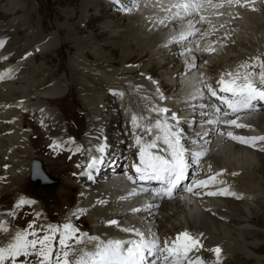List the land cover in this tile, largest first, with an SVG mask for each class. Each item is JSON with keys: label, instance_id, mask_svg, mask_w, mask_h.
<instances>
[{"label": "rangeland", "instance_id": "rangeland-1", "mask_svg": "<svg viewBox=\"0 0 264 264\" xmlns=\"http://www.w3.org/2000/svg\"><path fill=\"white\" fill-rule=\"evenodd\" d=\"M89 1L90 0H0V25L8 22L10 23L16 18L23 20L18 28L20 29L19 35L17 36L19 38L16 37L18 40L22 41V45L24 42L32 41L35 38L41 39L49 35H51L54 42L53 44L55 45V48L50 50L48 54H45L43 57L37 55L36 60L33 58L34 55L31 54L28 56L25 51L24 57L15 58L13 62L9 61L7 66L14 70L11 73L15 72V77L20 75L21 81L13 83L14 85L12 86L16 88V94H12L15 97L12 96L11 101L3 100L2 97H0V105L4 106H0L2 107L1 109L4 108L5 111L7 110L9 113H12L16 105L23 104L25 108L28 106L27 103L30 104L29 107H31L33 104L47 101L38 96L39 93L37 95L34 94V86H38L36 90L43 91L49 87V84H51L53 90V86L59 89V87L68 83V89L64 92V95H61V97L57 99L48 100L51 110H54L52 112L54 115L50 120H48L49 118H36L32 112H26V115L24 114L26 118L25 121L28 123L26 127L32 132L30 136L33 139L34 148H30L32 156L29 157L28 160L24 161L22 156L17 160L18 167H21L24 163V165L29 168L30 160L33 158L39 159L43 162L46 172L50 176L58 178L59 181H62V179L70 173L68 167L73 162L70 158L80 156L84 148H79V151L76 149L74 153L64 148L62 142L65 140V137L72 141V134L79 138L80 141H83L92 123L90 113L93 110L92 108L98 107L99 110L97 113L101 112L102 115H108V120L115 119L114 116H111L113 113L121 114L124 111L127 114L130 113L129 107L125 106V104L133 105L132 99H137L136 96H138L140 92V84L142 83V78L138 75H140L145 64L149 61H154L153 58H151L154 57V55H152L153 51L155 50L156 53H158L160 50L157 48V46L161 44V37L158 35L160 31L158 30H161L162 25H158L156 21L169 15V13L162 11L160 7L154 6V0L139 1L141 7L139 6L135 16L128 15V12L123 11L121 6L112 8V10L107 3L103 4V1L98 0L94 5L88 3ZM128 2L129 6H131L133 0H128ZM123 4L125 3H122V5ZM166 5L167 2H165V6ZM10 7L18 8L19 13L13 14L7 11L8 13L6 12L7 14H5L3 11ZM257 8L259 12L250 9L237 10V12L239 11V15L233 10L218 11L217 13H223V15H215L213 17L214 20L212 21L213 24H211V29L216 30H211L210 36L214 35V33H212L213 31L215 32L214 36L216 38L213 36V39L209 36L206 40V43L210 40L206 45L208 47L204 45L203 48L215 50L206 51L202 48L201 56L203 58L209 57L208 59H211L212 65L215 67L214 69L217 68V71L220 69L227 70L233 74L238 70H240L241 73L246 70L250 72L255 71L254 73L260 71V68L257 66L254 69H243L244 71L242 72V68L240 67L245 63L250 64L256 57L264 61V7L259 6ZM224 11L226 13H224ZM226 14L227 16H225ZM215 18L217 20H215ZM128 23H131L129 28L127 26ZM221 25H223V27H221ZM155 27H157V30ZM154 42L156 43L154 44ZM123 49L128 51V54L125 53L127 57L130 56L126 64H133L137 66V68L133 73L120 75L115 72V70H119L123 66L121 62L123 58L122 53H124ZM176 49L177 48L174 47L169 48L168 56H166V60L164 61L166 64L164 67H159L160 65L156 59L157 61L150 65L152 68L148 69V72L152 70L153 73L158 76L175 66L177 67L180 60L173 62ZM203 51L205 52L203 53ZM142 54L146 56L143 57ZM239 61H241V63ZM29 63L31 67L25 68L26 72L24 74H26V78L22 77L23 74L16 73V71L21 70L20 66H26ZM4 64H6L5 61L0 62V65ZM19 64L20 66L16 68ZM235 64L236 66L234 67L233 65ZM36 68H44L43 70L50 75L44 81L46 83H43V86L38 84L41 79L43 81V72H38L37 77L31 80L33 75L30 72ZM231 68L236 69L232 70ZM10 77H12V75H10ZM215 77V74L210 75L211 80H214ZM113 85L120 87V91L113 92L116 94L112 97L109 93H113L110 92L108 88ZM127 97L130 98L128 99ZM11 102L13 105L9 107ZM84 102H89V106L91 107H85ZM122 106L124 109H120ZM63 114H65V117L70 121H65ZM100 115L99 113V117H101ZM19 116L18 114L16 117L17 120L20 119ZM106 119L107 118L104 120ZM32 120L35 122H32ZM42 122L45 124H42ZM253 124L256 125L257 129L259 128L258 130L260 133L264 134V129L262 130V128H264V119L259 123L250 121L245 125ZM44 128L46 130H43ZM245 128L246 127L242 129L246 136ZM248 128L247 132L249 133V131L251 132L252 130L248 131ZM123 129L130 132L131 126H129L127 122H123L119 119L114 120V122L112 120L109 134L112 139H116L120 136V131ZM53 133L54 136L61 141L60 145L62 149H58L57 151H55V148L58 147L55 145H57L56 141L58 140L51 139ZM251 134L254 133L251 132ZM255 136L258 135L255 134ZM122 140L121 145L125 146L127 141L125 142V140ZM142 140L149 143L153 139L151 135L146 133ZM76 142L73 145H76ZM257 142H259L257 144H260L259 150H257V146L248 147H252L250 149L257 151L259 155L255 152L244 153L241 149L233 150L232 148H228L219 155L217 165L219 164L218 167L220 171H223L221 174L223 179H227L226 183H223V186L226 185L225 187L229 188V191L236 193V196H232V204L241 207L242 205L246 206L247 202L253 206L258 205V213L256 212L257 214L254 215V218L250 219V223L244 222L240 218H235L232 221L227 217L225 218L226 222H213L212 224L214 225L209 229L205 228L204 231L206 234H211L212 237H223L224 234L230 230L229 233H232L239 231L241 227L250 226L258 231L260 236H257L256 239H249L248 237L247 240L251 242L256 240V242H258L257 247L252 250L257 253V256L264 257V151L261 150V148H264V141ZM117 143H119L118 140L114 142V146H116ZM222 157H224V159ZM3 169L5 170L6 167ZM252 171L255 177L251 174ZM233 173H235V175H232ZM258 176L261 178L260 181L257 179ZM29 182L27 175L20 185V192L8 193L6 196L2 197L0 206L5 211H15L17 229L20 227L18 221L26 229L29 223L34 221V228L38 230L40 236H43L46 229L41 222L35 220L30 209L14 208V205L18 202L17 197L19 195L22 197L24 196L23 198L30 201L35 197L34 199L38 201L43 208L47 223L51 222L52 224H57V226H62V223H65L63 222L65 221L64 216L78 204L80 194L78 195L77 188L60 189L59 192H56V189H50L52 191L46 192V195L42 193V197H36L32 194H27ZM74 183L76 184L77 181L75 180ZM252 183H255V185ZM237 196L240 198H237ZM170 220L173 221L174 218ZM77 224L81 226L84 231L90 232L89 235H91L93 225L85 215H83V219L77 221ZM74 225L76 227V222ZM180 225L181 223H178L176 231L181 228ZM165 229L168 230L169 227L166 225ZM232 235L233 234H231V236ZM58 239L59 236L57 235L56 239L53 241L54 246H58ZM206 253H208V255L205 256L203 260L208 262V264H215L214 261L216 258L211 255L212 252L207 251L203 254L206 255ZM32 259L35 261V258ZM220 264H257V261L254 258L246 257L243 253L235 252L232 256H229V254L225 256L224 259L220 261ZM259 264H264V258L261 259Z\"/></svg>", "mask_w": 264, "mask_h": 264}, {"label": "bare ground", "instance_id": "bare-ground-1", "mask_svg": "<svg viewBox=\"0 0 264 264\" xmlns=\"http://www.w3.org/2000/svg\"><path fill=\"white\" fill-rule=\"evenodd\" d=\"M99 1H103V4L107 3L110 9L119 7L122 5V3H125L123 4V6L125 7L129 6L128 0H120V4L115 3L114 0H106V1L99 0ZM139 1H144V0H139ZM97 2L98 0L97 1L90 0L88 3L94 5V3ZM165 2H167V0H165ZM259 6L264 7V2H261V0H256L254 7L256 8L257 12H259L257 8ZM240 9H249V8L231 7L227 4H225L222 8L219 9H214L210 6H206L204 9L201 10L200 13L206 18L205 21L203 22L197 23V21H199V15H196L195 18L191 16L185 17L183 21L175 20L168 22L166 27L162 25L161 30H158L160 31L158 35L161 37V44L157 46V48H159L160 50L158 51V53H156L155 50H154L155 52L153 51L152 55H154V57L151 58H153L154 61L152 62L149 61L147 64H145L144 68H142L140 72V75H138L141 76L142 83L140 84V92L138 96H136L137 99H132L133 105L129 104L131 107L125 104V106L129 107L130 113L127 114L124 111L121 114H115V113L111 114V116H114L115 118L112 119L113 122L116 119H119L123 122H127L128 125L131 126V131L129 132L128 130L126 131V129H123L122 131H120L121 132L120 136L116 139L113 138L114 139L113 140L109 134L112 120L111 119L108 120V115H102L101 112H99L101 114L100 115L101 117H99V113H97L99 109L97 107V108H92L93 110L90 112L92 123L90 124L89 132L87 133L83 141L80 140L77 141L76 145H73L74 143L70 142L69 140H64L62 142L63 143L62 146L70 151H76V149L84 147L83 152L81 153L80 156L76 158L75 157L70 158L71 161L73 162L68 167L70 170L69 175L67 174V176L63 178L62 181H59L58 178H54L57 180V181L54 180L55 186L48 188V190L56 189V192H59L60 189L66 190V189L77 188L78 195L80 194L78 204H76L70 210V212H68L64 216L65 221L63 222L72 223L74 225V223L77 221L78 218L74 216L73 213L76 212L77 209H84L86 211L81 213L79 215V218H83V215H85L87 219L92 222L93 225V230L90 236H98L102 240H108V239L127 240V239L135 238L132 233L121 231L120 228H118L117 226L107 224V221L118 220L120 222L121 227L134 226L136 228H140L141 230H146L148 228H151V230L158 235L161 243L168 240L173 241L175 240L176 236L179 233L187 231L190 235L199 237L202 240L203 247L197 251L198 252L197 255H200L202 257L205 256L203 254L204 252L207 251L212 252L211 249H214L215 247L219 246L222 249V251L223 249L225 250L224 257L228 256V254L229 256H232L235 252H239L245 254L246 257L248 258H254L257 261V264L260 263L261 259H263L264 257L257 256V253L252 250L253 248L257 247L258 242H256V240L252 242L247 240L248 237L249 239H256L257 236H260L259 235L260 233L254 230L253 228H251L250 226L241 227L239 231H235L232 233H229L231 231L229 229L230 231L224 234L223 237H212L211 234L208 233L206 234V232L204 231L205 228L209 229L210 227H212L214 225L212 224L213 222L214 223L226 222L225 218L227 217H229L232 221L235 218H240L244 222L250 223V219L254 218V215L258 213L257 210L258 205L253 206L251 204H248L247 202L246 206L243 205L242 207L236 206V204H232L233 203L232 196H220V195L208 196L205 194L208 191L220 190L221 188L217 187L218 182L226 183L227 179L224 180L222 175L219 176L216 175L217 173L223 172L222 170L220 171V168L218 167L219 164L217 165V160L219 155H221L223 151L225 152V150L228 148H232L233 150L234 149L239 150L241 147L250 146L248 144H242L237 141H233L230 138H228L226 135L223 137L219 136L217 132L219 130H223L225 133H227L228 131H232L234 135H238L246 138L254 137L255 133L251 134V132L249 131L250 134L248 136L247 135L245 136L242 129L244 127L236 128L234 126H229L226 128L224 127L222 128L219 125H202L201 121L206 119H212L214 117L206 116L205 118L202 119L198 115L199 112H197L199 109L197 108L193 109L189 106V103L185 102L186 100H188L189 94L193 91V85L195 84V81L197 80V78H199L201 73L203 74V79L206 83H208L211 74H216L218 77H222V76H227V73H229L226 70L220 69L219 71H217L216 70L217 68L214 69L215 67L214 65H212L211 59H208L209 57L203 58L200 52H202L201 49L204 47L203 44L206 42L207 38H209L211 34V30H213L211 29L212 27H210V22L207 21L210 18V16L212 17L218 11L223 12V10H227V11L233 10L236 13L237 12L236 10H240ZM7 11H10L13 14L19 13V9L16 7H10L3 12L7 14L8 13ZM173 11H175V9H173ZM238 12L236 14H238ZM136 14H137L136 8L133 9L131 12H128V15L130 16H135ZM225 16H227V14ZM188 20H193V27L191 29H189L188 27ZM213 20L214 19H212V21ZM215 20L217 19L215 18ZM22 22H23L22 19L16 18L10 23L8 22L6 24L0 25V41L3 42V46L0 47V59L6 62V64L0 65V74H3L4 76L3 79H0V97H2L3 100L11 101V97L14 96L12 94H16V88L13 87L12 85H14L13 83L17 81H21L20 75L15 77V72L11 73L14 70L10 69V67L7 66V64H9V61L13 62L15 58L24 57L25 51L27 52V55L29 53L30 55L31 54L34 55L33 58L34 60H36L37 55L43 57L45 54H48L50 50L55 48L51 35L41 39L35 38L32 41L24 42L22 45L21 43L22 41L17 39L19 38L17 36L19 35V30H20L18 28L19 25L22 24ZM130 25L131 23H128L127 25L128 28L130 27ZM157 27H155L156 30ZM215 30L216 29H214L213 31ZM189 31L194 32L195 34L188 36V38L184 40L182 43L179 44L169 43V40L172 37L178 38L181 32L187 34V32ZM213 31L212 33H214L215 35V32ZM213 36L210 37L213 38ZM214 38L216 37L214 36ZM209 41L210 40H208V42ZM155 43L156 42H154V44ZM207 43L205 44V46L207 45ZM175 46L177 49L181 48L178 51L176 50L173 56L175 58L173 59V62H177L180 60V63L178 64L177 67L175 66L171 68L169 71H165V73H161L158 76H156L152 70L148 72V69L152 68V66L150 67V65L156 62L157 60H158V64L160 65L159 67H164L166 65L164 61L166 60V56H168L169 48ZM188 49H191V51H187ZM123 52H124L122 53L123 58L121 59L123 66L121 69L115 70V72H117L120 75H124L125 73L135 72L137 66H134L133 64L130 65L126 64V61L129 60L130 56L127 57L126 54H128V51L126 49H123ZM204 52L205 51H203V53ZM181 53L184 54L181 55ZM142 55L143 57L146 56L144 54ZM239 62L241 63V61ZM193 63L195 64V67L190 69L189 65ZM20 64L16 68H18ZM26 66L24 65L20 66L21 70L16 71V73L17 72L19 74L21 73L23 74L22 77L26 78V74H24L26 72L25 68H29L31 67V65L29 63ZM233 66L235 67L236 64ZM236 68L233 69L231 68V69L234 70ZM43 69L36 68L34 70H31L30 72L33 75L31 77V80L37 77L38 72L40 73L43 72L42 74L43 81L41 79V81L38 82V84L42 86L44 85L43 83H46L44 81L50 76ZM241 70L242 72L244 71L243 69ZM10 75H12V77H10ZM254 81L257 84V86H260L258 76L254 78ZM114 85L108 88L109 91L119 92L120 87ZM37 88L38 86H34V90H35L34 94L37 95L39 93L38 96L42 97L47 101L44 100L45 102L33 104L31 107H29L30 104L27 103L28 106L25 108L23 104L16 105V108L12 113L11 112L9 113V111L7 110L5 111L4 108L1 109L2 107H0V200L8 193H19L21 190L20 189L21 183L26 178V176L29 175L31 160L29 161V168H27V166L24 165V163L21 165V167H18L17 165L18 158L22 156L24 161L28 160L29 157L32 156L31 155L32 151H30V148H34L33 139L30 136L32 132H29L28 127H27L28 129L26 128L27 123L25 121L24 114L26 115V112H32V114L36 118L50 119L54 115V113H52L54 110L53 109L51 110L48 100H53L61 97V95H63L64 92L67 91L68 83H66L64 86L62 85L61 87H59V89H56L55 86H53V90L51 88V84H49V87L43 91H38L36 90ZM161 96H163L164 99H161ZM127 98L129 99L130 97ZM197 101L199 100L191 101V103H195ZM89 102H84L85 104L84 106L88 107L90 105ZM12 105L13 103L11 102L9 104V107H11ZM90 107L91 106H89V108ZM153 107L168 108L170 110L169 113H167L168 117L171 116V113L175 112L179 117L182 118L183 121L191 122L193 119H195L196 125L192 127V131H186V129L190 128L189 123L184 122L183 125L180 126L184 130V133L188 138L194 137L196 133H202L204 131L208 132V135L203 140L200 141V145H202L203 148L206 149L207 151H206V155H204L200 159L199 163H193L191 156L186 154V157L188 158L189 161L188 174L192 169H195L196 165H198L197 167H200L201 169L200 172H198V174L201 177V180H210L211 177L215 176L214 181H210V183L206 187L201 188L200 191L195 190L193 191V193L187 194L181 198L174 197L171 200L165 202V201H159L158 199L152 200L150 197H147L146 195L133 197L129 200H121L120 197L126 196L128 192L134 187L126 180L124 176L118 177L116 182L109 180L107 181L106 184H103L97 180L93 182V180L96 178L95 175H93L92 180H89L86 175H81V173L87 170L91 158L93 156H97V157L100 156V153H98L96 149L102 144L107 145L108 156L112 157V159L115 161L116 169L119 168L120 159H122L126 155L127 156L129 155V162H131L137 155V152L140 150V145H137L135 143L136 137L137 136L143 137L146 134V132L142 131L141 128H134L132 126L131 123L132 116L135 115L138 118L144 117L145 119L139 121L141 124H154L157 119H162L165 114H157L156 112L150 111V109ZM120 109H124V107L122 106V108L120 107ZM21 110H25V113H23V116L21 114L22 118L16 120V117L18 116ZM259 114L260 113L254 115L255 116L254 119H256L255 121L258 123L262 122V120L264 119V116L258 118ZM251 116H253V114ZM105 118L107 119L104 120ZM250 118L251 117L241 118L238 120V123L248 124V122L252 121ZM169 123H174V122L169 120ZM263 129L264 128H262V130ZM43 130L46 129L44 128ZM157 134H158L157 130L153 129L151 138L154 139ZM51 139L53 140L57 139L56 136H54V133ZM122 139L125 140V142L127 141V144L125 146L121 145ZM116 140H118L119 143H117V145L114 146V142ZM181 143L186 148L191 149L192 151H196L199 149V145H193L192 143H190L189 139H184L181 141ZM141 144L146 146L148 142H144L142 140ZM255 146H257L256 148L257 150H259L260 144H256ZM165 148L166 145H164L162 141H159L157 147L152 149L146 148V152L151 154H156L155 151H158L164 155H167V153L164 151ZM222 158L224 159V157ZM4 167H6L5 170L3 169ZM251 174H253V176L255 177L253 171ZM257 179L258 181H260L261 180L260 176H258ZM75 180L77 181L76 184L74 183ZM253 185H255V183ZM225 186L223 188H225ZM196 192H199L200 195H195L194 193ZM23 197L19 195L17 197V201ZM31 201H34V203L29 206L25 205L23 208L30 209L32 211L33 216L35 217V220L41 222L44 228L47 230L46 226H49V223H47L46 221L47 218L43 213V208L35 199H31ZM100 201H105V203H99ZM145 202L155 203L158 205V207L152 208L150 212H139L135 214L130 212L131 208L138 207ZM8 212L9 210L5 211L0 206V220L6 221L7 226L10 228L12 232L23 230L20 228L17 229L16 219L12 218L11 216H8L7 215ZM171 218H174V220L171 221L170 220ZM178 223L179 224L181 223L180 225L181 228H179V230L176 231V229L178 228ZM166 225L167 227H169L168 230L165 229ZM200 234L203 235L200 236ZM231 234L233 235L231 236ZM4 240H5V236L0 235V241H4ZM91 247L92 246L89 245V248ZM212 254L214 253L212 252ZM221 256H223L222 252L220 254V257ZM192 258L195 259V257Z\"/></svg>", "mask_w": 264, "mask_h": 264}, {"label": "snow or ice", "instance_id": "snow-or-ice-1", "mask_svg": "<svg viewBox=\"0 0 264 264\" xmlns=\"http://www.w3.org/2000/svg\"><path fill=\"white\" fill-rule=\"evenodd\" d=\"M114 2L120 4V0H114ZM261 2H264V0H261ZM138 3L139 0H133L131 6L125 7L121 5V8L125 12H131L133 8H138ZM255 3L256 0H218L216 3H213V0H167V5L165 6V0H154V6L160 7L166 13H170V15H166L164 18L156 21L158 25L165 27L168 22L175 20L183 21L185 17L189 16L195 18L196 15H199V21L197 23L205 21V16L200 13L206 6L219 9L227 4L231 7L249 8L255 11ZM217 15H223V13H217ZM188 27L189 29L193 27V20H188ZM194 34L191 31L187 32V34L181 32L178 38L172 37L169 43H182L188 36ZM2 46L3 42L0 41V47ZM205 50L214 51L215 49ZM187 51H191V49ZM183 54L181 53V55ZM257 66L260 68L259 73L250 71L241 73L237 71L233 74L229 72L227 76L232 77V79L227 82L224 76H222L218 81V84L221 86L219 91L229 94L226 96H219L217 90L210 84H207L203 79V74H200L193 85V91L189 94L188 100L185 102L189 103V106L193 109H201L202 111L199 113L201 116H209L211 113L214 117L201 121L202 125H219L223 123L226 126H234L236 128L250 127V125L238 123L239 116L235 119L226 118L245 110L255 111L257 105L254 102H264V61L256 57L251 64L245 63L240 67L242 69H254ZM189 67L191 69L195 67V64H190ZM256 76H258L260 86H257L254 81ZM3 78V74H0V79ZM205 89L207 90L208 97L218 99L221 104L226 105L228 110L222 111L221 107L211 102L191 103V101L196 100L203 101L206 98ZM161 99H164V97L161 96ZM150 111L165 115L162 119H157L154 124H141L139 121L145 118H138L133 115L131 121L132 126L134 128H141L142 131L149 135L152 134L153 129H156L158 134L146 146L141 144L143 137H136L135 143L140 145V164L133 165L136 173L135 176L125 174V177L132 185H137L138 182L157 181L162 187L159 189L133 187L126 196L120 197L121 200H129L142 195H146L152 200L164 197L172 199L175 190L181 181L186 178L188 169L186 154L191 156L193 163H199L200 159L206 155L207 150L200 145V141L208 135L207 131L196 133L194 137L188 138L184 130L180 127L182 118L175 112L171 113V116L168 117L167 113L170 111L168 108L153 107ZM169 120L174 123H169ZM184 122L189 123V127L196 125L195 119L191 122ZM217 134L222 137L226 135L233 141L250 146H255L257 141H264V136L246 138L234 135L232 131L225 133L223 130H219ZM184 139H189L193 145H199V149L192 151L186 148L181 143ZM159 141H162L166 145L164 151L167 153V156L146 152V148L152 149L157 147ZM55 146L59 147V145ZM106 149V144H102L96 149L100 153V156H93L88 164L87 170L81 173V175H86L89 180L93 179L91 170H98L99 166L104 163L103 157ZM79 150L77 149V151ZM261 150L264 151V148ZM221 174L222 172L216 175L219 176ZM34 178L47 180V177L39 171L34 174ZM214 180L215 176L211 177L210 180L196 181L191 187L185 186L184 191L193 193L194 188L206 187L210 181ZM194 194L200 195L199 192ZM205 194L208 196H236V193L229 191L227 187L218 191H208ZM237 198L240 197L237 196ZM33 203L34 201L21 198L14 205V208H23L25 205H31ZM99 203H105V201H100ZM154 207H158V205L152 202H145L138 207L131 208L130 212L133 214L150 212ZM84 211L86 210L77 209L73 215L79 218V215ZM7 215L15 218V211L9 210ZM107 224L115 225L121 231L132 233L135 238L127 240H102L98 236H90L87 233L80 232L72 223H65L62 226L49 225L47 226L45 234L40 236L38 230L34 228V221L29 223L27 229L12 232L7 226V222L0 220V235L5 236V240L0 241V264H208L201 257L193 259L189 256L194 250L198 251L202 248L203 243L199 237L192 236L187 231L179 233L171 243L168 241L161 243L158 235L151 228L141 230L134 226L121 227L118 220L107 221ZM57 235L59 236L58 246H54L53 241ZM202 235L200 234V236ZM89 245L92 247L89 248ZM211 251L216 258L215 264H220L222 249L217 246L211 249ZM32 258H35V261Z\"/></svg>", "mask_w": 264, "mask_h": 264}, {"label": "water", "instance_id": "water-1", "mask_svg": "<svg viewBox=\"0 0 264 264\" xmlns=\"http://www.w3.org/2000/svg\"><path fill=\"white\" fill-rule=\"evenodd\" d=\"M31 166H32L31 180L37 183L36 184L37 189H41L43 186L54 185V179H52L45 173V171L43 170L42 164L39 160H33L31 162ZM37 171L42 172L47 177V180H42L40 178H34V174Z\"/></svg>", "mask_w": 264, "mask_h": 264}]
</instances>
